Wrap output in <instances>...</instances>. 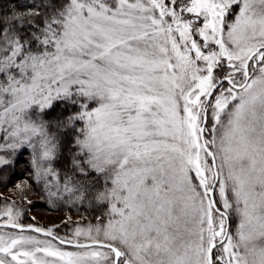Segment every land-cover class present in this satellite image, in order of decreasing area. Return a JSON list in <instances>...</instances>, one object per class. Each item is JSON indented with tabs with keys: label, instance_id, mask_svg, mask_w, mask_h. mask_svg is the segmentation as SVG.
<instances>
[{
	"label": "snow or ice",
	"instance_id": "6c2138e0",
	"mask_svg": "<svg viewBox=\"0 0 264 264\" xmlns=\"http://www.w3.org/2000/svg\"><path fill=\"white\" fill-rule=\"evenodd\" d=\"M9 185L0 264H264V0H0Z\"/></svg>",
	"mask_w": 264,
	"mask_h": 264
},
{
	"label": "rangeland",
	"instance_id": "374dc122",
	"mask_svg": "<svg viewBox=\"0 0 264 264\" xmlns=\"http://www.w3.org/2000/svg\"><path fill=\"white\" fill-rule=\"evenodd\" d=\"M11 186L9 188L0 189V193H3L4 195H11L10 192ZM30 199L34 201L33 205L30 206V210L28 211L27 215L24 217L23 222L24 223H32V222H38L42 225H48L52 223L59 224L62 220L66 218V215L69 213V211L64 212H51L48 209H45L42 207L39 200L35 194H33ZM2 203V201H0ZM83 213V212H82ZM82 213H73L71 212L73 220L78 219ZM35 217V221H32L30 217ZM61 234H64L65 229L62 227L59 229Z\"/></svg>",
	"mask_w": 264,
	"mask_h": 264
},
{
	"label": "trees",
	"instance_id": "16d2710c",
	"mask_svg": "<svg viewBox=\"0 0 264 264\" xmlns=\"http://www.w3.org/2000/svg\"><path fill=\"white\" fill-rule=\"evenodd\" d=\"M20 177L19 176H16V177H14L13 179L15 180V179H19ZM9 186H11V185H9ZM0 189H5L3 186H0ZM41 204V206L42 207H44L45 209H48L49 211H51V212H64V211H70L68 208H64V209H62V210H53L52 208H50L44 201H42V202H40ZM71 212H73V213H82L83 212V210L81 209L80 211H76V210H71Z\"/></svg>",
	"mask_w": 264,
	"mask_h": 264
}]
</instances>
